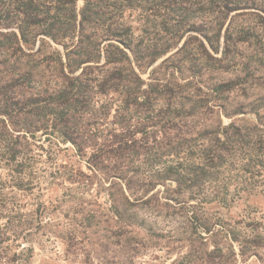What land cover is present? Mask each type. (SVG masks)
<instances>
[{
  "label": "trees",
  "instance_id": "1",
  "mask_svg": "<svg viewBox=\"0 0 264 264\" xmlns=\"http://www.w3.org/2000/svg\"><path fill=\"white\" fill-rule=\"evenodd\" d=\"M77 1L0 0V169L7 175L4 180L0 176V185L27 192L32 184L27 173L32 172L33 151L40 139L37 133L53 132L79 156L90 153L93 172L116 179L130 194L147 196L144 203L156 217L166 214L170 204L190 206L194 199L224 203L264 192V95L244 94V101L250 97L254 101L236 103L227 114L220 106L217 111L208 105L213 92L230 91L227 84H220L219 90L184 94L166 80L141 90L143 82L131 61L132 56L149 66L185 37L173 56H195L208 69L210 61L230 62L234 35L228 26L221 37L225 17L259 4L255 0H83L78 8ZM137 29L156 34L151 48L145 49L149 54L141 60L134 44ZM218 53L221 57H214ZM108 93L120 98L122 120L131 118V109L143 125L133 132L123 124L125 133L98 143L80 133L78 117L86 116L99 96ZM156 106H160L157 111ZM221 113L238 117L224 125ZM209 114L216 119L204 118ZM160 121L163 130L157 126ZM180 122L187 130L170 134ZM147 125L156 129L147 134ZM137 131L145 136L136 139ZM148 147L158 158L172 160L146 174L120 167L124 159ZM158 185L163 186L161 191ZM138 187L145 190L138 192ZM123 198L127 199L124 194ZM17 201L14 191L0 202V217L5 213L7 219L1 230L6 239L32 225ZM191 219L211 233L196 216Z\"/></svg>",
  "mask_w": 264,
  "mask_h": 264
},
{
  "label": "rangeland",
  "instance_id": "2",
  "mask_svg": "<svg viewBox=\"0 0 264 264\" xmlns=\"http://www.w3.org/2000/svg\"><path fill=\"white\" fill-rule=\"evenodd\" d=\"M82 3L78 0L77 7ZM254 4L259 5L233 10L225 17L221 37L228 26L234 35L235 54L230 62L210 61L212 68L208 69L195 56H173L185 37L149 66L147 61L135 62L131 56L133 70L143 82L141 90H146L147 84H165L166 80L184 94H196L204 88L219 90L220 84H227L230 91L213 92L208 103L217 111L218 106L222 107L227 114H231L236 103L247 105L254 101L252 97L244 101V94L264 95V0H255ZM154 35L152 30H135L139 60L145 59L146 52L149 54L145 49L151 48ZM221 44L220 40L219 49ZM53 46L61 51L60 46ZM213 55L221 57L220 53ZM168 58L171 61L163 63ZM119 99L112 93L99 96L94 106L87 109V115L78 117L80 133L100 143L125 133L120 128L123 124L128 131L139 130L143 121L131 109V118L122 120L124 108ZM159 109L160 106L154 107ZM236 117L220 115L224 125ZM204 118L216 119L214 114ZM163 125L160 121L157 126L163 130ZM155 129L147 125L145 132ZM186 130L180 122L170 134L180 135ZM134 134L138 140L145 136L140 131ZM37 135L40 139L33 151L35 162L32 172L27 173L32 178L30 189L21 192L0 185V202L15 191L22 213L32 224L29 230L18 231L17 237L6 239L7 234L1 231L7 220L5 213L0 217V264H264V192L228 198L224 203L194 199L189 201L190 206L170 204L165 207L166 214L156 217L144 203L147 196L130 194L116 179L93 172L88 164L90 153L79 156L70 143L60 141L58 133ZM156 138L161 140L162 133ZM149 148L140 149L134 158L127 157L120 167L146 174L172 160L158 158L156 151ZM0 176L7 179L6 171L0 169ZM138 188V192L145 190ZM156 189L161 191L163 186ZM193 216L200 224L208 225L211 233L192 223Z\"/></svg>",
  "mask_w": 264,
  "mask_h": 264
}]
</instances>
